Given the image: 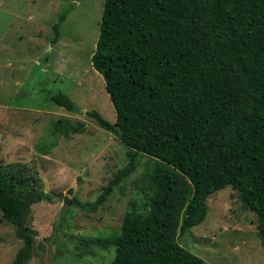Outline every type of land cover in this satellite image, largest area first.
<instances>
[{
  "label": "trees",
  "instance_id": "1",
  "mask_svg": "<svg viewBox=\"0 0 264 264\" xmlns=\"http://www.w3.org/2000/svg\"><path fill=\"white\" fill-rule=\"evenodd\" d=\"M66 17L54 25V42ZM91 62L116 122L87 115L118 137L129 161L94 202L65 201L97 209L149 158L150 193L130 201L119 229L99 238L115 248L111 264H209L179 236L206 219L208 200L227 186L256 213L264 244V0H105ZM47 96L77 111L65 92ZM82 129L68 118L54 123L55 135ZM25 168L0 164V209L23 240L11 264L30 263L29 212L53 200ZM181 182L188 190L174 199Z\"/></svg>",
  "mask_w": 264,
  "mask_h": 264
},
{
  "label": "rangeland",
  "instance_id": "2",
  "mask_svg": "<svg viewBox=\"0 0 264 264\" xmlns=\"http://www.w3.org/2000/svg\"><path fill=\"white\" fill-rule=\"evenodd\" d=\"M105 0H0V164H22L43 180L52 201L35 203L28 215L34 230L29 264H111L115 248L99 242L123 222L130 201L150 193L144 186L147 156L136 171L97 209L70 204L65 197L94 202L120 168L127 147L87 115L97 110L116 122V110L103 75L92 65ZM58 41L54 25L61 15ZM63 91L72 112L48 100ZM68 118L83 129L54 134V123ZM12 132L9 139L6 133ZM16 135V136H15ZM15 136V137H14ZM26 139L22 145L17 137ZM6 140L7 143H6ZM188 190L181 182L174 199ZM58 195H63L60 201ZM206 219L179 242L209 264H264L258 218L233 186L212 194ZM23 240L0 209V264H11Z\"/></svg>",
  "mask_w": 264,
  "mask_h": 264
},
{
  "label": "crops",
  "instance_id": "3",
  "mask_svg": "<svg viewBox=\"0 0 264 264\" xmlns=\"http://www.w3.org/2000/svg\"><path fill=\"white\" fill-rule=\"evenodd\" d=\"M6 136H7L9 139H11L10 137L13 136V135H12V132H10V133L7 132V133H6ZM9 136H10V137H9ZM15 136H16V135H15ZM15 136H14V137H15ZM7 141H8V140H6V143H7ZM17 141H19V143L22 144V145H25V144H26V142H25L26 139H24V138H22V137H20V136L17 137Z\"/></svg>",
  "mask_w": 264,
  "mask_h": 264
},
{
  "label": "water",
  "instance_id": "4",
  "mask_svg": "<svg viewBox=\"0 0 264 264\" xmlns=\"http://www.w3.org/2000/svg\"><path fill=\"white\" fill-rule=\"evenodd\" d=\"M58 196H59L58 200L62 201L63 200V195H58Z\"/></svg>",
  "mask_w": 264,
  "mask_h": 264
},
{
  "label": "bare ground",
  "instance_id": "5",
  "mask_svg": "<svg viewBox=\"0 0 264 264\" xmlns=\"http://www.w3.org/2000/svg\"><path fill=\"white\" fill-rule=\"evenodd\" d=\"M171 165V164H170Z\"/></svg>",
  "mask_w": 264,
  "mask_h": 264
}]
</instances>
